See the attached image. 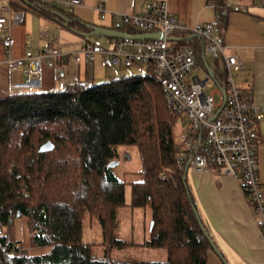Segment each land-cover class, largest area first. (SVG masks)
<instances>
[{"label":"trees","instance_id":"16d2710c","mask_svg":"<svg viewBox=\"0 0 264 264\" xmlns=\"http://www.w3.org/2000/svg\"><path fill=\"white\" fill-rule=\"evenodd\" d=\"M10 5L60 22L55 11L68 15L39 0H10ZM195 41L177 43L197 46ZM180 115L167 104L151 66L143 75L86 79L59 90L0 97V264H206L212 247L176 164ZM46 141L53 148L40 151ZM119 148L137 150L140 179L124 181L108 166ZM123 206L150 213L141 245L164 248V260L110 255L113 247L134 244L114 235L116 210ZM17 212L27 217L30 243L49 246L46 253L29 255L13 239ZM86 215L101 228V256L94 253V243L81 239Z\"/></svg>","mask_w":264,"mask_h":264},{"label":"built area","instance_id":"2783aa9c","mask_svg":"<svg viewBox=\"0 0 264 264\" xmlns=\"http://www.w3.org/2000/svg\"><path fill=\"white\" fill-rule=\"evenodd\" d=\"M43 1L59 3L67 10L81 5V0ZM208 5L216 9L220 18L230 11L247 9L232 0L220 4L209 1ZM93 8L102 19L110 15L112 28L116 30L127 32L130 27L137 32H159V35L148 39L113 38L106 45L99 37L91 36L71 53L59 45L48 44L42 49H29L20 57H8L5 63L9 70L22 67L36 73L46 65L57 69V76H61V61L90 65L96 58L106 68L151 66L167 104L187 120L177 166L183 168L189 162L195 170H209L235 178L264 237V190L258 177L256 156L257 124L263 113L235 82L241 61L227 52L220 25L217 22L189 25L169 13L166 0L146 3L142 14L111 12L102 2ZM21 18L22 12L12 11L9 1L0 0V31H5L1 44L6 52L14 42L9 26L20 22ZM183 38H195L198 45L178 44L177 40ZM206 54L214 59V67L207 62L211 74L203 61ZM196 67H201L203 73L192 74ZM211 81L216 85L217 102L212 92L204 91Z\"/></svg>","mask_w":264,"mask_h":264},{"label":"crops","instance_id":"0c3cea01","mask_svg":"<svg viewBox=\"0 0 264 264\" xmlns=\"http://www.w3.org/2000/svg\"><path fill=\"white\" fill-rule=\"evenodd\" d=\"M1 1L4 3V0ZM157 1L160 0H81V5L71 10L65 9L67 17L73 19L70 25L35 10H15L10 5L12 11L22 12V18L9 26L14 42L8 52L1 44L5 31H0V97L12 93L59 90L67 84L86 79L96 81L98 69L103 67L99 58L90 65L72 60L61 61V76H57V69L46 65L36 73L27 72L22 67L9 70L5 60L20 57L29 49H42L48 44L59 45L68 53L75 52L91 37L82 34L90 31L86 24L112 28L111 16L102 19L94 10L98 2H102L111 12L142 14L146 3ZM209 1L213 0H166L169 13L189 25L217 22L227 52L241 61L235 82L240 89H245L249 100L263 113L257 124L256 156L258 177L264 190V0H232L247 9L230 11L224 18H220L216 9L208 5ZM52 4L64 9L59 3ZM185 182L204 229L222 258L228 264H264V237L237 180L209 170H195L189 165ZM142 222L144 224L145 220ZM20 226L21 220L16 217L12 224V236L23 247ZM29 242L28 239L27 244ZM222 258L213 248H209L206 264H224Z\"/></svg>","mask_w":264,"mask_h":264},{"label":"rangeland","instance_id":"374dc122","mask_svg":"<svg viewBox=\"0 0 264 264\" xmlns=\"http://www.w3.org/2000/svg\"><path fill=\"white\" fill-rule=\"evenodd\" d=\"M259 1V0H256ZM5 2V0H4ZM264 2V1H263ZM103 43L108 44L111 41L110 37L100 36ZM109 40V41H108ZM206 61L211 67H214V59L211 55L206 54ZM147 70L146 65H131V66H116V67H100L98 81H105L112 77H119L121 75H136L145 74ZM197 72L203 73L201 67H196L192 71V74ZM100 75V76H99ZM105 75V76H104ZM236 76V74H235ZM216 85L213 81L211 84L205 86V93L212 95L215 102L218 101V93L214 92ZM187 120L180 115L176 126L175 133L178 141H182V134L186 127ZM117 164L112 167L114 174L124 181H133L140 179L139 170L141 169V162L138 152L135 148H119V157L116 159ZM184 168V167H183ZM181 168V169H183ZM125 199L129 202V186L125 187ZM148 211H143L140 208H130L129 206L119 207L116 210L115 216V228L114 235L117 238L133 242L134 244L126 245L122 247H113L110 251V255L120 260H164L166 257L164 248H152L141 245L143 239L147 235V227L149 222ZM21 220L20 230L23 236V247L27 249L29 255L44 254L49 250V246H35L32 243H28L30 240L29 226L26 215L17 216ZM142 220H145L144 224ZM81 239L86 242H92L93 251L96 255L101 256L104 251V246L100 242L102 241V231L99 223L95 217L85 216L82 223Z\"/></svg>","mask_w":264,"mask_h":264},{"label":"water","instance_id":"95a60500","mask_svg":"<svg viewBox=\"0 0 264 264\" xmlns=\"http://www.w3.org/2000/svg\"><path fill=\"white\" fill-rule=\"evenodd\" d=\"M55 13H57L64 21L65 23H69L71 22L73 19L61 14L58 11H55ZM88 28H90V31L88 32H82L83 35L86 36H106V37H112V38H125V37H130V38H135V39H148V38H155L159 35V32H136V33H126L120 30H116L114 28H106L103 26H98V25H93V24H86ZM203 61L205 63V67L206 69H208L209 73L211 74V70L207 64V61L205 60V58L203 57ZM53 148V144L50 141H46L45 143H43L40 146V151H46L49 149ZM117 164V160H112L108 163V166L113 167ZM189 166V162L186 163V165L183 168V174H182V179L183 181H185V173L186 170ZM193 211L198 219L199 225L201 227V229L203 230L204 234L206 235V237L209 239L210 245L211 247L215 250V252L222 258V256L219 254L217 247L215 245V243L213 242V240H211L207 234V231L204 229V226L199 218V215L195 209V207H193ZM20 215V212H17V216ZM151 225V222H150ZM222 261L224 262V264H228L223 258Z\"/></svg>","mask_w":264,"mask_h":264}]
</instances>
